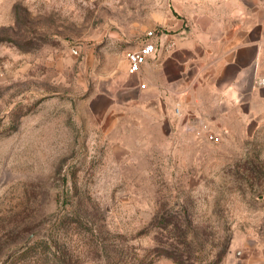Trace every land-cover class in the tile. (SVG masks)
<instances>
[{"label": "rangeland", "instance_id": "374dc122", "mask_svg": "<svg viewBox=\"0 0 264 264\" xmlns=\"http://www.w3.org/2000/svg\"><path fill=\"white\" fill-rule=\"evenodd\" d=\"M233 5L264 0H0V264H264V51L143 93Z\"/></svg>", "mask_w": 264, "mask_h": 264}, {"label": "crops", "instance_id": "0c3cea01", "mask_svg": "<svg viewBox=\"0 0 264 264\" xmlns=\"http://www.w3.org/2000/svg\"><path fill=\"white\" fill-rule=\"evenodd\" d=\"M208 38L210 42L207 40L204 46L195 45L193 53L190 52L188 40H182L169 54V59L156 67V72H151L155 68L147 65L145 79L148 86L143 91L145 97L157 98L158 104L164 100L166 105L172 100V90L182 87L187 75L197 76L205 68L217 73L215 82L222 85L231 83L233 86L240 84L242 74L256 71L262 58L264 9L245 10L233 5L232 13L218 21L215 32L208 34ZM158 119L172 120L171 112L159 113Z\"/></svg>", "mask_w": 264, "mask_h": 264}, {"label": "built area", "instance_id": "2783aa9c", "mask_svg": "<svg viewBox=\"0 0 264 264\" xmlns=\"http://www.w3.org/2000/svg\"><path fill=\"white\" fill-rule=\"evenodd\" d=\"M151 36V35H150ZM155 52V46L151 42H145L137 50H129L126 52L125 59L127 62V74L129 76L137 75L142 66L145 64L146 60L152 56ZM144 89L145 85H141Z\"/></svg>", "mask_w": 264, "mask_h": 264}, {"label": "trees", "instance_id": "16d2710c", "mask_svg": "<svg viewBox=\"0 0 264 264\" xmlns=\"http://www.w3.org/2000/svg\"><path fill=\"white\" fill-rule=\"evenodd\" d=\"M160 256L166 257L171 259L176 264H184V262L181 260L180 257L176 256L174 253H171L169 251L165 250H157L156 254L152 255L150 260L147 262V264L151 263L154 258H158ZM209 264H212V262H208Z\"/></svg>", "mask_w": 264, "mask_h": 264}]
</instances>
